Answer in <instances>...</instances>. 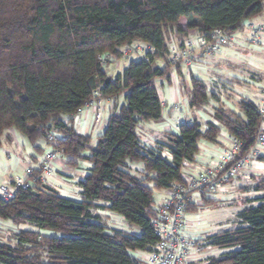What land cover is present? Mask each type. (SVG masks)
Masks as SVG:
<instances>
[{"label":"trees","instance_id":"trees-1","mask_svg":"<svg viewBox=\"0 0 264 264\" xmlns=\"http://www.w3.org/2000/svg\"><path fill=\"white\" fill-rule=\"evenodd\" d=\"M263 11L264 0H0V145L13 129L32 146L44 142L63 157L81 158L89 149L84 159L93 166L80 182V201L39 184L19 189L11 201L0 200L2 222L36 228L19 231L16 245L0 241V264H138L133 253L150 251L157 242L155 191L180 181L181 165L196 161L198 143L215 142L224 128L243 142V157L261 132L257 105L241 99L239 113L215 108L212 117L219 125L210 121L202 130L197 120L187 121L179 134L164 132V145L142 143L139 126L163 119L156 80L170 79L173 68L180 71L168 58L172 37L182 44L190 35L208 36L216 29L233 34ZM139 41L155 47L156 55L150 62L132 59L110 78L99 56L119 57L121 48ZM161 58L163 68L156 65ZM190 81L189 108L202 110L214 96L204 81L194 76ZM96 89L113 106L102 136L89 148L91 137L78 134L64 119ZM54 130L63 139L49 142ZM165 147L173 160L162 158ZM39 174L41 167L34 168ZM253 179L258 203L241 211L238 228L206 239L226 251L208 264H264V175ZM200 199L196 206L215 202ZM95 210L119 216L131 231L109 228Z\"/></svg>","mask_w":264,"mask_h":264},{"label":"built area","instance_id":"built-area-1","mask_svg":"<svg viewBox=\"0 0 264 264\" xmlns=\"http://www.w3.org/2000/svg\"><path fill=\"white\" fill-rule=\"evenodd\" d=\"M242 30H245L251 44L258 47L264 46V25L247 22L243 25ZM235 33L228 34L223 29H216L208 36L189 37L182 44L173 41L168 49V58L173 66H180L182 75L191 79L195 73L196 63H202L197 58L195 50L200 51L204 60L211 62L223 48L238 39L237 34L234 35ZM156 53L155 47L139 41L121 48L119 57L104 53L99 56V60L103 66L112 62H129L132 59L150 62L151 56H155ZM106 100L99 89L94 90L92 99L74 114L65 118L64 124L77 132L81 119L88 116L90 112L94 113L97 120H101L104 117ZM108 103L112 105L113 101L109 99ZM256 105L257 112L261 117V132L247 155L240 157L243 142L236 136L227 134L228 149L213 156L209 164L203 166L196 161L188 160L182 163L180 181L173 183L168 189L167 197L158 204L154 213L152 227L157 237L156 244L150 251L133 253L138 264H188L196 246L195 241L187 234L189 223L186 219L188 205L193 201V197L196 196V200L199 201L197 204H201V196H213L220 191H225L237 179L251 181L252 172L264 171V161L261 159L264 155V97ZM171 111L181 117V122L179 124L167 122L163 126L169 132L179 134L180 124L187 122L185 117L182 119L185 112L183 104L175 102ZM47 139L49 142H58L63 139V136L59 131L54 130L48 134ZM155 145L160 146L164 143L157 142ZM59 156H61L60 152L50 150L45 154L39 166L41 167L39 176L34 175V167L28 166L23 175L13 176L10 181L0 185V200L15 199L19 189H31L37 184L40 186L49 185L55 171L54 162ZM161 156L164 159L173 160L172 152L166 147L163 148ZM139 170L138 172L141 173L142 168Z\"/></svg>","mask_w":264,"mask_h":264},{"label":"crops","instance_id":"crops-1","mask_svg":"<svg viewBox=\"0 0 264 264\" xmlns=\"http://www.w3.org/2000/svg\"><path fill=\"white\" fill-rule=\"evenodd\" d=\"M250 22L257 25H264V11L258 16L244 21L243 24ZM244 35V33H241ZM238 38L234 43L223 48L221 52L215 56V58L208 62L204 60L200 54V51L195 50V54L202 63H196L194 77L204 81L209 86V91L214 94L216 101L219 106H226L223 109L230 110L239 113V107L231 106L232 99L221 95L220 92L226 91L227 89L233 93L228 94L239 99H247L253 101L255 104L260 103L263 100V90H264V46H255L248 41L247 35L243 38ZM199 34H193L189 37L197 38L200 37ZM188 37V38H189ZM264 38V37H263ZM173 41L180 44L176 37H172ZM186 40V39H185ZM184 40V41H185ZM161 60V59H158ZM156 60V65L157 61ZM127 61H120L118 63L112 62L118 73H121L124 68L128 65ZM158 66V65H157ZM159 67V66H158ZM163 68V67H160ZM223 70L228 71V73H223ZM117 73V74H118ZM110 78H114L116 75L107 72ZM181 73L173 68L170 71V79L161 78L156 80V86L158 88L159 97L162 103V114L163 119L160 123L155 122H144L139 128L142 134L146 138L141 139L142 143L147 147H154L157 142L165 143L163 140L164 132H169L165 129L163 125L167 122L171 124H179L181 122V117L178 114H174L171 108L175 102H187L189 103V92L191 87V81L186 78H182ZM218 92V94L215 93ZM228 92V91H227ZM213 96V95H212ZM235 98V99H237ZM233 99V100H235ZM212 100V99H211ZM211 102V101H210ZM239 104V102H238ZM113 104L110 105L108 101L105 103V113L101 120L95 118L94 113L90 112L88 116H84L81 119L80 127L77 133L83 136L91 137V143L89 148L94 147L97 144V140L102 136ZM189 106V104H188ZM217 108H219L217 106ZM197 121L202 124V130H205V125L212 121L215 125H219L213 117L209 115H204L202 111H196ZM201 117V120L200 118ZM191 118V119H190ZM185 119L187 121L194 120L192 117ZM226 133L227 131L222 128ZM228 134V133H227ZM1 139L0 145V185L11 180L13 176L23 175L28 166L37 168L41 165L42 160L47 152L50 151V147L44 142H38L36 145L39 148L32 146L25 137L15 130H9L3 138ZM202 142V141H200ZM203 144L198 143V153L196 154V162L201 165H207L211 161L213 156H217L227 150V146L222 143L219 139L215 142H208L204 140ZM89 157V149L82 153L81 158L63 157L59 156L54 162V175L52 180H50L49 185L56 189L61 197L80 201L82 188L80 182H83L85 178L90 174L92 169V164L84 159ZM132 170H141L139 165H131ZM139 170V171H140ZM264 175V171L252 172V180L245 181L242 179H237L231 186L225 191L218 192L217 194H225L230 189L242 185L243 183H255L253 176ZM239 187V186H238ZM236 189V188H235ZM217 194L213 196H207L210 199H217ZM226 199L224 196L220 198ZM193 201L190 203H195L196 196L193 197ZM222 199V200H223ZM257 204L254 202L252 204ZM104 205V204H99ZM100 213H106L115 222L119 224L127 223L119 216L113 215L108 211H99ZM213 227L206 232H196L191 229V221L188 220L189 227L187 229V234L195 241V248L191 253L188 264H208L211 258H214V253L223 254L225 250H220L215 247H211L206 242V239L214 234L215 229L222 227L219 223H215L212 220ZM9 226V223L2 222ZM220 226V227H219ZM17 231H21V228H16Z\"/></svg>","mask_w":264,"mask_h":264},{"label":"rangeland","instance_id":"rangeland-1","mask_svg":"<svg viewBox=\"0 0 264 264\" xmlns=\"http://www.w3.org/2000/svg\"><path fill=\"white\" fill-rule=\"evenodd\" d=\"M241 33H244V35H242ZM245 30H241L236 32L234 35L236 34H241L238 35L239 38H243L245 36ZM166 64L165 59L161 58V60L157 61V65L159 67H164ZM104 69L109 72L112 73L113 75H117L118 71L115 69L114 65L112 63H109L108 65L104 66ZM180 72V71H179ZM177 72V73H179ZM223 73H228V71L223 70ZM193 77V76H192ZM183 78L185 79L184 76H182V78L180 79L181 82H183ZM192 79V78H191ZM189 79V80H191ZM225 88H223V91L220 92L221 95L226 97H230L229 99H232V103L231 106H238V102H240L241 99L237 98V97H233V93L231 91H229L228 89L226 91H224ZM228 91V92H227ZM209 93L211 94V92L209 91ZM216 94H218L217 91H215ZM228 94H232V95H228ZM214 97H211V102L209 103V105L205 108H203L202 110H193L190 109L187 102H183V107H184V115L182 117V119L184 117H186L187 119H189L190 117H192L194 120H197L198 117L196 116V111H202V113L204 115H209L210 117L213 116L215 114V108H217V106L219 108H226V106H219L217 105L216 100L215 99V95L212 94ZM237 98V99H235ZM235 99V100H233ZM109 99L106 100V102ZM119 104H123L124 103V97L121 96L119 99ZM182 103V102H181ZM227 109V108H226ZM201 120V117H199ZM191 119V118H190ZM13 129H11L12 131ZM9 132L6 131L4 133V135L2 136V140H4V136L5 134ZM165 134V133H164ZM139 135L141 139L146 138V136L144 134H142L139 131ZM166 135V134H165ZM226 135L227 133L222 130L218 139L224 143L227 146L228 149V143L226 141ZM165 136H163V140ZM202 142L204 140H201ZM202 142H199V144H203ZM239 186V187H238ZM235 188L230 189L227 193L225 194H217L218 198L217 199H213L215 200L214 204L212 205H205V206H196L197 202L193 203V206L190 207L189 212L186 214V219L187 221H191V229H193L196 232H206L209 231V229L211 227H213L212 223L210 224V220L213 219V221L215 223H219L222 227L215 229L213 232L215 233H221L224 231H228V230H234L236 228L239 227L240 225V220H239V214L241 213L242 210H244L245 207L251 205V202L255 201L261 196L260 194H258L255 191V183H243L242 185H238ZM221 192V191H220ZM219 192V193H220ZM223 192V191H222ZM168 194V190H160V191H155L154 194V200H155V205L157 206L161 201H163ZM221 196H224L226 199H222L220 198ZM199 202V201H198ZM256 204V203H255ZM195 206V207H194ZM194 207V208H193ZM99 211H103V210H95L94 213L96 215L101 216V220L104 224H106L109 228H116V229H121L124 231H131V228L128 225L125 224H119L117 222H115V220H113L109 215H107L106 213H100ZM16 228H21L23 230H30V231H35L36 228L32 225H22L19 227H14V226H7L3 223H0V241L4 242V243H10L12 245H16L17 244V240L19 237V231L16 230ZM112 231V230H111ZM215 256L214 258H218L220 257L222 254L217 252L214 253Z\"/></svg>","mask_w":264,"mask_h":264},{"label":"water","instance_id":"water-1","mask_svg":"<svg viewBox=\"0 0 264 264\" xmlns=\"http://www.w3.org/2000/svg\"><path fill=\"white\" fill-rule=\"evenodd\" d=\"M108 81H110V80L108 79ZM43 188H44L45 190L49 191V192H53V193H57V192H58L56 189H54V188L51 187L50 185H44ZM33 195L38 196L39 193L36 192V191H33Z\"/></svg>","mask_w":264,"mask_h":264}]
</instances>
